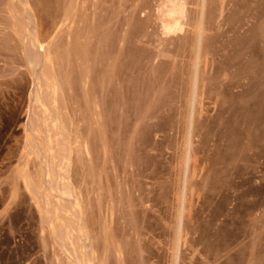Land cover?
<instances>
[{
  "label": "rangeland",
  "instance_id": "obj_1",
  "mask_svg": "<svg viewBox=\"0 0 264 264\" xmlns=\"http://www.w3.org/2000/svg\"><path fill=\"white\" fill-rule=\"evenodd\" d=\"M185 2L0 0V264H264V0Z\"/></svg>",
  "mask_w": 264,
  "mask_h": 264
},
{
  "label": "bare ground",
  "instance_id": "obj_2",
  "mask_svg": "<svg viewBox=\"0 0 264 264\" xmlns=\"http://www.w3.org/2000/svg\"><path fill=\"white\" fill-rule=\"evenodd\" d=\"M170 1V3H171V6H170V8L168 9L169 10V13H171V19H172V23L173 24H171V25H166V28L167 29H176V30H182V28H183V23L181 22L182 21V18L184 17V13H185V6H186V2H185V0H169ZM202 1V3H200V5L202 4V7H203V10H204V6H205V0H201ZM201 7V6H200ZM201 7V8H202ZM203 16H204V14H203ZM200 18V17H199ZM198 20V19H197ZM204 20L203 19H199L198 21H196V39H198V43H199V46L197 47L198 49H201L200 48V46H201V40H202V35H203V32L205 31L204 30V27H205V25H204V22H203ZM18 30V29H17ZM26 33H29L28 31H26ZM30 34V33H29ZM31 36V35H30ZM33 37V36H32ZM27 38H29V36L27 37ZM31 38V37H30ZM31 40V39H30ZM29 40V41H30ZM26 41H27V39H26ZM26 41L24 42L25 44H27L26 43ZM28 42V41H27ZM30 43V42H29ZM29 43L27 44V46L29 45ZM197 43V44H198ZM31 46H32V48H31ZM31 46H28L29 47V50H30V55H27L28 57H27V59L29 58V60H30V62H31V64H33V62H35V65L36 66H34V67H36V69H37V65H39V61H40V65L42 66V71H46V68H48V65H50L51 64V58H52V55L50 56V58H48V57H46V55H45V53H46V50H45V48H46V46L44 45V43H42L41 41H39V40H37V39H34V40H32V43H31ZM34 47H36L40 52H41V58L40 59H34L35 57H34V55H33V57H32V51L33 50H31V49H33ZM24 49V48H23ZM23 51V50H22ZM35 51H36V49H35ZM34 51V52H35ZM50 53V52H49ZM35 55H37L36 53H35ZM50 55V54H49ZM25 56H26V54H25ZM48 56V55H47ZM197 58V63H199V58H200V52L199 51H197V56H196ZM54 58V57H53ZM52 58V60H53V62H54V60L55 59H53ZM38 61V62H37ZM28 64H30V63H28ZM53 64V63H52ZM29 66V65H28ZM32 66V65H31ZM30 67V66H29ZM31 68V69H35V68ZM49 67H52V66H49ZM55 67V66H54ZM53 68V67H52ZM197 68H198V65H197ZM50 69V68H49ZM53 70V69H52ZM195 78H194V84H193V92H194V95H195V93H196V89H197V71L195 70ZM42 73V72H41ZM40 73V74H41ZM37 77V76H36ZM42 79V78H41ZM55 79V78H54ZM54 79H52L53 81H54ZM37 80H38V77H37ZM36 80V81H37ZM45 79H43V81H44ZM47 81V80H46ZM40 82V81H39ZM46 83V82H45ZM49 83H51L52 84V81L50 82L49 81ZM54 83H56V85H57V82H56V79H55V81H54ZM36 84V83H35ZM38 84V83H37ZM36 84V85H37ZM50 85V84H49ZM55 85V86H56ZM48 86V85H47ZM52 86V85H51ZM58 86V85H57ZM38 87V86H37ZM36 87V89H39V88H37ZM49 88V87H48ZM58 88H59V86H58ZM56 89L57 91H56V93H58V90H60V89ZM35 91H37L38 92V90H35ZM34 91V92H35ZM51 92L53 91L52 90V88H51V90H50ZM54 92V91H53ZM34 94V93H33ZM35 94H36V92H35ZM35 94H34V96H35ZM52 94V93H51ZM51 97V96H50ZM35 98H37V96L35 97ZM39 100H40V98H39ZM49 100V99H48ZM48 100H46L48 103L50 102V100H51V98H50V100L48 101ZM53 100V99H52ZM37 102V101H36ZM40 103V102H39ZM43 103H45V105H46V102H43ZM53 103V102H52ZM193 104H194V100H193ZM49 105V104H48ZM48 105H46L47 107H48ZM47 107H46V109H47ZM193 108V107H192ZM193 111H194V108H193ZM47 113V112H46ZM48 115H49V109H48ZM193 126V112H192V114H191V118H190V124H189V129H190V131H189V135H191L192 133H191V130H192V127ZM31 130V128H29V131ZM33 131V129L31 130V132ZM58 131V130H57ZM34 132V131H33ZM191 137V136H190ZM50 143V142H49ZM186 143H187V141H186ZM190 140L188 141V145H187V147L185 148V157L187 158V162H189V158H190V154H191V151H190ZM37 144V143H36ZM29 146V145H28ZM33 149L35 148V147H32ZM28 149H29V147H28ZM40 149V148H39ZM34 151V150H33ZM40 155H41V153H40ZM65 155V154H64ZM37 157H39L38 156V154H37ZM64 157V156H63ZM62 157V158H63ZM62 158H61V160H62ZM66 159V158H65ZM185 159V158H184ZM45 161H46V159H44ZM61 160L59 161V162H61ZM58 162V161H57ZM41 163H43L42 164V166L40 167V176H41V179L39 178H37V179H35V177L33 176H31L29 173H28V171L29 170H27V169H25V168H23L21 171H20V176H21V178L23 179V182H24V184H25V186L28 188V190L29 191H31L32 192V190H34V191H37L38 189H40V187L42 186V185H40L41 184V180H42V177H46L47 179H48V181L50 180V179H52V178H50L51 176H50V171H49V166L50 165H48L47 166V164H45V162H43L42 160H41ZM60 164V163H59ZM59 164H58V166H59ZM65 164H66V162H65ZM64 164V165H65ZM67 164H69V161H68V163ZM66 164V165H67ZM188 164V163H187ZM65 165V166H66ZM64 166V167H65ZM52 167V166H51ZM67 167V166H66ZM62 167L60 166L59 167V169H60V177L62 176L61 175V169ZM187 168V167H186ZM52 168H50V170H51ZM66 169V168H65ZM52 171V170H51ZM65 171H67V170H65ZM63 172V171H62ZM68 172V171H67ZM186 173H187V171H186ZM32 174V173H31ZM63 174V173H62ZM65 174V173H64ZM67 174V173H66ZM65 174V175H66ZM68 175V174H67ZM52 176H53V173H52ZM63 179H64V177H62ZM46 179V180H47ZM61 179V178H60ZM53 180H54V178H53ZM47 181V182H48ZM62 181V180H61ZM64 181H65V179H64ZM43 182V181H42ZM51 183H52V181H50ZM44 183H45V181H44ZM56 183V182H55ZM55 183H54V186H55ZM64 183V182H63ZM53 184V183H52ZM65 184V183H64ZM44 186V185H43ZM49 186V185H48ZM50 186H51V184H50ZM56 186L57 187H60V185L58 186V184L56 183ZM47 187V186H46ZM62 187V186H61ZM65 187H67V186H65ZM45 188V187H44ZM51 188H52V186L50 187V190H51ZM186 188H187V182H186V180L184 181V184H183V193H182V196L180 197V203H179V205H180V213H179V215H180V218L182 219V215H183V211H184V204H185V193H186ZM49 189V188H48ZM55 189H56V192H57V189H59V192H60V188H56L55 187ZM63 189H64V187H63ZM41 190H42V188H41ZM45 190H47V188H45ZM43 191H44V189H43ZM38 192H42V191H38ZM52 192L54 193V191H53V189H52ZM51 192V193H52ZM55 192V193H56ZM34 193V192H33ZM47 193H48V191H47ZM58 193V192H57ZM61 195H62V197H66V196H70L71 195V192L70 191H68V189H65V190H63V191H61L60 192V194L58 193V196H60L61 197ZM33 196H34V194H33ZM54 196V195H53ZM56 197H57V195H56ZM33 198V197H32ZM40 198V197H39ZM48 198V197H47ZM58 198V197H57ZM47 201V200H46ZM49 201H50V197H49ZM48 201V204L47 205H49V202ZM59 201V200H58ZM40 203V202H39ZM58 203V202H57ZM37 204V203H36ZM73 204L74 205H76L77 206V203H76V200H75V198L73 199ZM50 207V206H49ZM58 207H59V205H58ZM54 207L52 206V210H50V209H48V210H46L45 209V211L43 212V214H44V221L46 222V224L48 225V227L50 228V234H52L53 235V237H54V239L56 240V239H58V240H62V237L66 234V233H70L71 231H69V230H67V229H65V227H64V232H62V234L64 233V235H62V237H60V233H58V231L60 232V230H58V227H57V225H56V223H55V221L57 222V220H59V215H58V212H57V210L56 209H53ZM63 208V207H62ZM74 208H75V206H74ZM77 208V207H76ZM63 211V210H62ZM73 211V210H72ZM75 212V211H74ZM58 215V216H57ZM181 221V220H180ZM181 223V222H180ZM59 224V223H58ZM42 225V224H41ZM46 225V226H47ZM181 225V224H180ZM69 228V227H68ZM63 229V228H62ZM70 230H71V228H70ZM70 235L71 234H69V236L68 237H70ZM66 238H67V234H66ZM66 238L64 239V240H66ZM73 239V238H72ZM67 240L69 241L70 239H68L67 238ZM57 241V240H56ZM178 241H180V240H178ZM65 243V242H64ZM71 243V242H70ZM179 243L180 242H178L177 243V245H176V252L174 251V253L175 254H177V256H178V252H179ZM69 244V243H68ZM70 245V244H69ZM59 247H60V245H59ZM78 257V256H77ZM85 260H86V258H85ZM93 260H94V256H92V254L90 253V252H88L87 251V264H92L93 263ZM79 261V260H78ZM73 263V262H72ZM78 263V262H77ZM79 263L81 264V261H79ZM86 264V263H85Z\"/></svg>",
  "mask_w": 264,
  "mask_h": 264
}]
</instances>
